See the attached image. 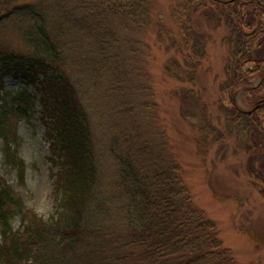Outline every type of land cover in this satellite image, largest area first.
<instances>
[{"label": "trees", "instance_id": "trees-1", "mask_svg": "<svg viewBox=\"0 0 264 264\" xmlns=\"http://www.w3.org/2000/svg\"><path fill=\"white\" fill-rule=\"evenodd\" d=\"M152 1L0 0V93L14 72L38 84L51 160L59 167L49 217L28 208L14 189L0 188V264H238L216 222L195 203L151 109L156 104L136 98L146 88L136 77L145 72L143 60L133 61L131 34L150 27ZM172 13L182 26L170 60L180 66V54L191 66L172 72L167 64L175 77L195 78L207 56L201 19L229 28L228 114L244 127L248 173L264 193V0H174ZM5 30L30 51L12 49L1 37ZM241 87L255 98L250 110L237 104ZM183 94L200 101L193 89ZM36 98L22 91L4 101L0 94V137L22 179L25 165L10 140ZM200 110L206 122L207 106ZM96 124L108 130L111 171L100 158Z\"/></svg>", "mask_w": 264, "mask_h": 264}, {"label": "rangeland", "instance_id": "rangeland-1", "mask_svg": "<svg viewBox=\"0 0 264 264\" xmlns=\"http://www.w3.org/2000/svg\"><path fill=\"white\" fill-rule=\"evenodd\" d=\"M152 2L150 27L131 34L133 61L135 58L137 63L143 60L145 72L136 78L146 86L141 96L135 97L141 103L156 104L151 109L157 112L159 122L166 130L195 203L216 222L220 238L232 249L238 264H264V193L249 176L246 153L249 139L244 127L232 122L231 113L228 114L230 95L227 89L224 90L229 56V44L224 38L229 34V28L224 25L216 28L201 19L202 30L208 32L206 58L198 66L195 78L172 76L167 64L171 63L172 72L188 73L191 69L180 54V66L170 60L176 50L169 45L172 46L174 37L180 40L182 24L173 16L174 0ZM1 37L18 52L30 51L11 30L3 31ZM250 83L257 84L258 76L252 75ZM37 86L21 73L14 72L4 80V89L0 93L4 101L22 91H29L38 98L18 122L10 140V149L16 154L17 162H24L23 179L19 168L7 160L6 145L0 137V188L14 189L28 208L49 217L57 205L54 191L59 167L51 160V143L42 121L43 109ZM188 89L197 92L199 102L183 98ZM236 101L243 110H250L255 105L254 96L245 87L238 90ZM197 103L201 104L192 112L191 106L193 108ZM203 104L208 110L206 122L200 110ZM95 130L100 158L111 171L115 164L105 152L108 130L97 124ZM12 221L15 228L21 226L19 214H14Z\"/></svg>", "mask_w": 264, "mask_h": 264}]
</instances>
